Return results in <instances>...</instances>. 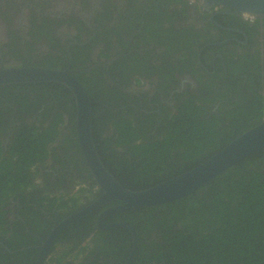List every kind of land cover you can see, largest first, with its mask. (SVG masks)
I'll return each mask as SVG.
<instances>
[{
	"label": "flooded vegetation",
	"instance_id": "flooded-vegetation-1",
	"mask_svg": "<svg viewBox=\"0 0 264 264\" xmlns=\"http://www.w3.org/2000/svg\"><path fill=\"white\" fill-rule=\"evenodd\" d=\"M16 68L68 71L78 81L91 102V162L129 190L188 172L264 120V19L198 0H0V71ZM184 116L214 141L183 147L181 121L173 124ZM79 123L62 83L0 85V264H38L53 236L43 264H176L171 237L182 235L187 250L213 246L186 231H202L205 222L196 223L212 194L256 167L264 181L261 152L241 176L217 183L219 192L209 186L181 208H124L98 185ZM252 192L232 195L262 207L264 193ZM140 209L154 211L153 221L137 218ZM218 245L221 257L231 253ZM255 255H264L257 243Z\"/></svg>",
	"mask_w": 264,
	"mask_h": 264
},
{
	"label": "water",
	"instance_id": "water-1",
	"mask_svg": "<svg viewBox=\"0 0 264 264\" xmlns=\"http://www.w3.org/2000/svg\"><path fill=\"white\" fill-rule=\"evenodd\" d=\"M203 3L204 8L218 7L225 9L232 14H241L264 19V0H198ZM58 82L67 86L76 98L79 111V137L82 146L86 147V156L89 157V145L92 142L90 124V101L84 90L75 78L68 71L41 69V68H16L0 71V85L6 84H25V83H45ZM264 152V120L256 126L240 133L227 145L216 151L209 158L200 162L188 172H184L171 179L160 182L159 184L139 190H129L110 174L100 177L99 173L103 167L99 162L89 157L91 169L98 185L106 193L108 200H122L124 208L135 207H161L182 199H185L208 183L224 174L226 171L236 167L242 161ZM103 168V169H102ZM105 170V169H104ZM91 209H85L67 223L87 214ZM66 223V224H67ZM51 237L43 247V253L38 264H43L48 256V251L54 242Z\"/></svg>",
	"mask_w": 264,
	"mask_h": 264
},
{
	"label": "trees",
	"instance_id": "trees-1",
	"mask_svg": "<svg viewBox=\"0 0 264 264\" xmlns=\"http://www.w3.org/2000/svg\"><path fill=\"white\" fill-rule=\"evenodd\" d=\"M179 120L181 121L180 127L185 131V133L182 134L179 132V130H177L175 137L176 139H179V137H185L184 141H186V143H184L183 147L190 148V143L188 142H191V144L194 147L201 149L203 148L202 145L205 142V139L201 138L202 136H206L208 141L214 139L215 136L214 131L209 133V131L207 132L205 130H202V127H200V129L198 128L190 129L191 127L202 126L200 124L194 123L191 119V116H186V117L184 116L183 118L177 117L173 125H177ZM208 121H210L211 123L217 121V119L214 118L213 120H208ZM231 133L232 132H230V134ZM196 144L199 146H197ZM259 156L260 153L242 161L241 163L236 165V167L231 168L230 170L226 171L224 174L220 175L218 178L208 183L198 192L212 185L213 186L211 187V190L215 189L214 191L216 193L219 192V188H217L219 185L216 186L217 183L222 184V181L227 182L229 180L227 176L230 174H235V176L237 177L241 176L244 173L243 169L249 168L251 165L254 166L258 164ZM259 169L260 168L256 167L251 171H249L248 175L245 178H242L239 181H234V184H231V188L228 190H227V184H224L221 190L222 193L215 196L212 199V201L207 205L206 208L207 215L201 218L199 224L195 222L198 226L201 225L200 223L205 222L201 231V235L198 236V239L201 242L200 244L207 241H213V246L204 250V253H201V250L199 249L189 248V250H187V247L183 245L184 237L182 235H179L177 237H171L169 239L170 243L173 242L172 246L169 245L170 248L172 249L171 252L172 254H174L173 250H175L177 255V260H175L176 264H264V255H261V257H256V255L254 256L255 250L253 252L252 249H248V247L244 245V242L240 238V234L243 231L250 230V228L252 230H256V227L258 231L259 228H263L264 205L262 206L263 208L262 207L253 208L251 204L244 203V201L242 202L238 201L236 195H232V190H235L237 193H246L248 191H254L255 193L258 191L259 193H264V181L262 178V174L259 172ZM254 192L250 194L253 195L255 194ZM193 195L185 199H182L180 201H177L175 203H171L169 205H164V206H168V208L171 207L181 208L186 205L185 202L190 200L193 197ZM263 195L264 194H262V196ZM232 199L236 200V205L234 209L232 208L231 205ZM251 200L256 201L254 197L248 195L246 201H251ZM164 206L150 207V208L159 210L160 208L164 209ZM136 215L137 218L140 217L142 221L147 218H151L153 221L155 212L144 211L140 209L136 213ZM207 218L213 221V224L216 226V228L220 226L219 230H215V231L210 230L206 222ZM83 222L86 221L80 220L76 223V225H81ZM152 223L153 222L151 221L149 222L150 225ZM88 225L90 226L91 223L88 222ZM194 227L188 230L194 229ZM257 231L251 235V237L249 238V243L250 245L254 244V249H255V243H257L262 249V253H263L264 236H259V237L256 236ZM170 234L174 235L175 233L171 232ZM219 243H222L223 247H228L229 250H231V253L227 257H221L224 254V252L222 251L221 246L218 245ZM241 246L243 247L244 252L241 253L240 257H237L236 252ZM51 253H56V252L55 250H53V252ZM209 254H213L214 256L208 257ZM161 258L164 259V257ZM173 258L175 259V257ZM64 259H66V257H50V264H63L65 262Z\"/></svg>",
	"mask_w": 264,
	"mask_h": 264
},
{
	"label": "rangeland",
	"instance_id": "rangeland-1",
	"mask_svg": "<svg viewBox=\"0 0 264 264\" xmlns=\"http://www.w3.org/2000/svg\"><path fill=\"white\" fill-rule=\"evenodd\" d=\"M197 145V144H196ZM197 146H199V145H197ZM211 197H215L214 196V194H212L211 195ZM212 198V199H213ZM200 212V210H198V211H196V213L198 214ZM253 228V227H252ZM257 231V227H256V230H252L251 228H250V230H246V231H243L241 234H240V238H241V240L244 242V245L246 246V247H248V249H252L253 250V252H254V244H252V245H250V243H249V238L251 237V235L254 233V232H256ZM244 252V251H243Z\"/></svg>",
	"mask_w": 264,
	"mask_h": 264
},
{
	"label": "clouds",
	"instance_id": "clouds-1",
	"mask_svg": "<svg viewBox=\"0 0 264 264\" xmlns=\"http://www.w3.org/2000/svg\"><path fill=\"white\" fill-rule=\"evenodd\" d=\"M246 16V15H245ZM197 193V192H196ZM192 196V195H191ZM175 203V202H174ZM169 205V204H168ZM188 233L192 234V235H197V236H200L201 235V232L198 233L197 229H191V230H188L187 231Z\"/></svg>",
	"mask_w": 264,
	"mask_h": 264
}]
</instances>
